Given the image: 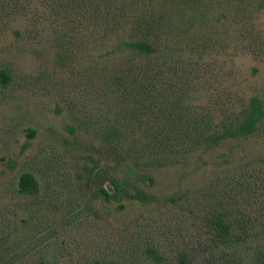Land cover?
Returning a JSON list of instances; mask_svg holds the SVG:
<instances>
[{"label": "rangeland", "instance_id": "rangeland-1", "mask_svg": "<svg viewBox=\"0 0 264 264\" xmlns=\"http://www.w3.org/2000/svg\"><path fill=\"white\" fill-rule=\"evenodd\" d=\"M107 2H100L103 15ZM95 4L0 0V69L12 75L0 85V260L264 264V132L204 143L177 160L141 158L152 132L143 123V93L110 84L128 65L145 64L111 53L118 34L134 36L143 14L156 26L143 38L171 49L168 61L163 55L148 66H159L180 94V119L194 128L188 134L215 131L254 96L264 99V0H140L135 17L105 38ZM117 122L125 126L120 155L104 137ZM25 172L39 180V194L19 193ZM112 179L151 198L108 200L101 189L114 193ZM214 213L228 216V246L213 233Z\"/></svg>", "mask_w": 264, "mask_h": 264}, {"label": "trees", "instance_id": "trees-1", "mask_svg": "<svg viewBox=\"0 0 264 264\" xmlns=\"http://www.w3.org/2000/svg\"><path fill=\"white\" fill-rule=\"evenodd\" d=\"M140 0H108L107 13L103 15L100 8L101 0H95V9L93 12L94 20L97 23H101L98 26L99 31L105 38L111 33L112 29H116V33H119L122 22L135 17L136 9L135 5H138ZM130 2V3H129ZM93 4V3H92ZM139 22H136L137 26L135 34L129 39H125L123 34L118 37L117 44L113 47L111 53L113 55L117 52H124L133 54L140 57L145 64L141 67L127 66L128 69L112 76L110 78V84L115 88V91H119L124 94L125 91H132L133 87H138L139 92L143 93L141 98V106H143V119L144 124L152 132L150 133V139L146 141L145 147L142 152H139L140 157L149 154L151 157L160 163L163 160L172 161L185 157L190 154L192 150L198 146L206 144H220L223 141L230 139H248L249 137L256 135L260 132H264V99L258 96H254L250 99L248 105L243 107L238 114L233 115L227 122H225L219 128H215L212 131L210 128L207 132H200L194 136L188 134L194 128H191L190 123H184L182 119V110H185L183 106L184 101L180 94L175 95L172 91L171 80H166L160 76L159 66L149 67L148 63L151 60L160 56L170 59L171 49L167 44H161L151 39L143 38V35H151L156 26L151 20H147L143 14L139 17ZM135 26V20H133ZM95 27H97L95 23ZM112 28V29H111ZM111 29V30H110ZM114 31V30H113ZM115 32V31H114ZM151 33V34H150ZM63 59V57L61 56ZM12 82V75L7 69H0V85L7 87ZM159 90V94L156 95ZM129 96L126 92L125 97ZM155 116L151 118V115ZM156 119L155 124L152 121ZM141 121V120H140ZM153 125L156 130L153 129ZM211 127V125H207ZM106 133L104 134L105 140L112 144L113 149L119 155L124 151L123 141L125 133L123 130L125 126L122 122H117L106 126ZM186 132L190 142L184 143L183 138L186 135L180 136L178 139L171 134L175 132ZM198 133V128H196ZM36 132L31 131L29 138H35ZM152 151V152H151ZM130 153L131 151H126ZM153 153V154H152ZM165 154H170L164 157ZM142 181L147 184L153 183L151 178L143 177ZM112 185L115 188L113 193L107 188H102L101 192L108 200L119 199L127 197L133 200H138L141 203H147L150 195L144 190L134 187V192L122 188L116 180H111ZM18 191L24 196H35L40 192L39 180L32 173L25 172L20 176L18 181ZM228 216L224 213H214L209 220L213 233L219 244L228 246L234 242L233 234H231V226L227 220ZM239 241V239H238ZM149 254L157 259L155 250L150 249ZM0 264H14L6 263L4 260H0ZM37 264H49L45 260H40Z\"/></svg>", "mask_w": 264, "mask_h": 264}]
</instances>
